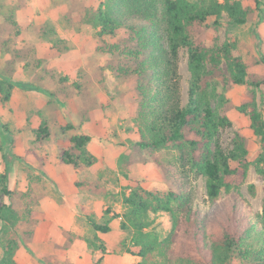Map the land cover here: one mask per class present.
Listing matches in <instances>:
<instances>
[{"label": "rangeland", "instance_id": "obj_1", "mask_svg": "<svg viewBox=\"0 0 264 264\" xmlns=\"http://www.w3.org/2000/svg\"><path fill=\"white\" fill-rule=\"evenodd\" d=\"M103 1L0 0L7 5L3 12L10 7L17 11L21 28L18 48L34 47L38 59L45 62L35 70H29L24 63L17 64L11 76L15 89L10 101L4 103L0 93V170L7 172L11 192H32L37 198L36 202L27 203L38 224L32 228V238L24 233L20 236L22 246L17 259L21 264H138L141 261L119 252L118 244L129 234L121 229L122 219L117 217L124 211L122 193L128 184L120 174V158L123 153L132 151L131 141L139 138L133 123L139 103L136 78L126 73L118 79L109 67L117 63V59L99 51L97 30L88 25L77 30L78 26L71 23L78 22V15L85 8L97 9ZM232 1H239L250 9L247 23L232 25L224 14L219 25H215L216 17H210L204 24L189 28L191 38L211 49L228 44L233 57L246 65L247 81H264V0H260L259 7L256 0ZM47 24L56 29L66 42L67 50H60L43 39L41 33L46 31ZM9 59L10 55L0 49V79L10 77ZM179 60L185 106L189 101L191 79L187 48L180 49ZM207 68L213 72L210 62ZM218 70L220 73L212 76L211 91L217 89L212 107L217 115L226 116L230 121V125L219 132V144L229 152L238 137H242L249 167L244 176L242 166L238 162L231 163L236 170V174L227 179L232 189L223 190L215 203L208 200L206 179L202 174L188 172L189 188L194 201L209 216L222 207L232 206L239 196L251 209L252 219L259 215L264 217V175L258 171V166L264 169L263 163L258 164L262 146L251 130L249 117L240 111V107L252 100V88L231 83L226 59ZM55 72L68 77L72 84H79L83 91H74L70 99L51 100L43 89H52L51 78L57 75ZM256 96L264 115V85L256 90ZM44 122L50 137L36 143L35 131ZM68 124L74 129L66 130ZM82 134L92 137L88 150L98 162L92 167L75 169L62 163L60 154L71 146L73 136ZM155 156L138 164L132 175L141 179L150 191L168 192L170 176L165 169L173 177L177 175L174 168L181 167L179 152L171 147L156 152ZM1 201L9 202V198L1 196ZM26 201L29 200L23 203ZM107 211L111 213L106 214ZM89 216L101 224L109 221L111 232H96L87 222ZM152 218L154 232L160 240H165L173 229L170 215L160 213ZM102 247L106 253L102 252ZM177 247V242H172L165 249L169 262L176 260ZM156 260L161 259L157 256Z\"/></svg>", "mask_w": 264, "mask_h": 264}, {"label": "trees", "instance_id": "obj_2", "mask_svg": "<svg viewBox=\"0 0 264 264\" xmlns=\"http://www.w3.org/2000/svg\"><path fill=\"white\" fill-rule=\"evenodd\" d=\"M256 3L259 7L261 2L256 0ZM6 6L0 2V17L4 15L0 22V49L10 55V77L0 79L4 103L13 95L15 87L11 76L17 64L24 63L29 70L45 64L38 59L34 47L18 48L21 28L17 11L10 7L5 13ZM249 13L250 9L232 0H104L97 9L85 8L78 15V22L72 18L71 23L78 26L77 30L82 25L97 30L99 51L117 59V63L109 67L118 79L126 73L136 78L139 103L133 123L139 138L131 141L132 151L123 153L120 158V174L128 184L122 193L124 211L117 217L122 219L121 229L129 234L118 244L119 252L140 258L138 264H264V217L259 215L252 219L251 209L239 196L232 206L222 207L209 216L194 201L187 181L189 171L202 174L206 179L208 200L215 203L223 190L232 189L227 182L236 174L231 163L238 162L244 176L249 167L242 137H238L229 152L219 144V132L230 125V121L226 116L217 115L212 107L217 89L211 91V87L212 76L220 73L218 67L224 59L231 83L252 88V100L240 107V111L249 117L251 130L260 140L262 154L258 164H264V115L256 96V90L261 89L264 81H247L246 65L233 57L228 44L206 48L195 42L189 32L191 26L202 25L210 17H216L215 25H219L224 14L230 24L244 25ZM49 25L46 31L42 30L43 39L60 50H67L66 42ZM181 48L188 49L191 74L189 101L185 106L179 71ZM208 62L213 65V72L208 70ZM51 79L52 89H43L51 100L70 99L74 91H83L68 77L57 74ZM72 129L74 126L68 124L66 130ZM35 133L36 143L50 137L47 123ZM91 141L90 135L73 136L71 146L60 154L61 162L75 169L96 165L98 158L88 150ZM171 147L178 150L181 167L174 168L177 173L174 177L165 169L170 176V189L168 192L146 189L142 180L132 175L133 171L147 158L154 159L156 152ZM258 171L264 175L262 167L258 166ZM1 196L8 197L9 202H0V264H21L17 259L22 246L20 236L24 233L32 238V228L38 224L27 203L36 202L37 198L32 192H11L7 172L0 170ZM25 199L29 201L23 203ZM160 213L170 215L173 225L172 232L163 241L153 229L152 215ZM87 222L96 232H111L109 221L101 224L89 216ZM172 242H177L178 247L174 252L176 260L169 262L165 249ZM102 252L106 253L104 247ZM157 256L160 261L156 260Z\"/></svg>", "mask_w": 264, "mask_h": 264}]
</instances>
